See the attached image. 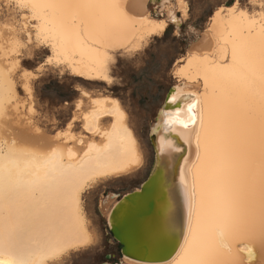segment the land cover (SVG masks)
<instances>
[{"label": "snow or ice", "instance_id": "1", "mask_svg": "<svg viewBox=\"0 0 264 264\" xmlns=\"http://www.w3.org/2000/svg\"><path fill=\"white\" fill-rule=\"evenodd\" d=\"M6 8L20 11L23 38L13 42L12 55L5 58L9 66L0 69V78L8 84L9 104L20 99L16 89L22 87L26 113L47 121L46 126L28 123L40 138L41 155L53 162V168L42 176L9 170L0 177L4 264H80L82 257L98 253L103 232L88 225H95L96 216L112 207V193L103 186L113 174L88 173L79 179L83 170L77 173L71 164L65 168L64 156L69 160L76 156L77 141L79 151L87 148V157L96 148L97 136L101 144L110 140L113 132L105 129L101 135V130L105 125L115 129L103 119L113 115L135 145L131 124L141 109L148 110L161 68L173 86L153 115L151 151L166 159L183 151L173 137L191 146L194 136L197 159L208 164L204 182L210 199L202 195L199 202L189 200L198 222L206 220L193 236L189 264H264V0H259L258 11L257 0H0V9ZM201 18L210 19L212 26L197 28L194 22ZM218 20L245 22L247 35L241 28L238 38L226 39ZM145 21L149 27L129 40V29ZM2 27L8 31L14 26L5 22ZM169 36L188 42V66L211 58L224 70L219 91L216 84L209 91L207 78L203 92L199 79L189 85L195 92L178 91L181 85L173 78L180 73L168 71L172 64L165 65L164 57H158L149 71L150 51ZM78 49L81 56L88 52L97 75L78 69L83 63L76 59ZM184 63L183 57L176 61L177 66ZM77 78L119 85L129 90V99H106L111 109L97 108L94 101L81 116L90 93L82 90ZM65 81L74 96L59 104L51 99L46 103L48 85L63 86ZM136 95L144 100L139 108L132 103ZM197 175L201 176L199 169ZM119 211L116 208L105 224L127 226V218L117 217ZM178 226L171 203H165L159 217L132 228L129 241L152 243ZM238 236L251 242L247 259L240 254L244 249L232 246ZM118 264H124L123 259Z\"/></svg>", "mask_w": 264, "mask_h": 264}, {"label": "bare ground", "instance_id": "2", "mask_svg": "<svg viewBox=\"0 0 264 264\" xmlns=\"http://www.w3.org/2000/svg\"><path fill=\"white\" fill-rule=\"evenodd\" d=\"M258 4L259 0H257V11L259 10ZM3 10L4 9H0V25L6 22L14 27H10L8 31H5L3 27L0 26V69L9 66L8 60L5 58L12 55V50L14 48L13 42L16 39L23 38V33L20 32V26L23 23V21L19 19L21 15L20 11L16 8H6V14H4ZM216 23L219 30L223 31L226 39L238 38V30L241 28L245 29L244 35H247V24L245 22L218 20ZM211 26L212 22L208 19L207 27ZM148 27L149 25L146 21L137 23L135 29H129L127 38L129 40L136 38L140 31ZM229 33H233V35L229 36ZM77 51L78 54L76 59H83V63L78 66V69H82L89 76L97 75L96 66L90 62L88 52L85 50L81 56V54H79V49ZM188 55L189 49L177 59L181 60L183 57L185 58V63L177 66V60H175L173 65L172 72L180 73L179 76L175 77L176 83L181 85L178 91L185 93L195 92L196 88L190 87L189 85L196 79H199L200 92H203V82L205 78H207L209 82V91L212 90L213 84L217 85V90L219 91V85L224 79V70L221 69L218 64L213 65L211 58L209 62L195 61L191 66H188L186 63ZM15 79H18V77H15ZM80 79L106 84L101 80ZM81 88L90 93V97L84 98V104L80 110L81 116L88 114L94 101L96 102L94 106L97 108L111 109V105L106 103V99H118L110 94H94L91 90L84 87ZM7 89L8 84L0 78V177L6 176L9 170L13 172H30L34 177L42 176L45 172L51 173L53 162L41 155L40 138L34 134L32 126L28 123L29 120H32L37 126H41L40 118L26 113L23 95H21L18 87L16 91L20 99L13 100V102L9 104ZM197 94L199 95V93ZM17 104L19 107H17ZM181 107L184 108L186 105H181ZM103 119L116 125L115 129H111L109 125H105V128L101 130V135L105 129L113 132L110 140L106 138L103 144H101V137L97 136L94 141L96 148L90 152L87 157L84 156V151H87V148L85 147L84 151H79L78 149L81 146L77 141L75 142L77 146L76 156L71 160H69L67 154L64 156L63 165L65 168L71 164L72 169L76 170L77 173L83 170V173L78 176L79 179H86V174L88 173L98 172L113 174L110 178L118 177L120 175L129 174L144 164L141 144L135 131H133V136H135L137 142L133 145L128 136L124 134L118 116L113 115L111 117H103ZM85 135L86 137L91 136V133ZM173 139L183 151L173 153L166 159L161 156L159 157L167 163L170 173H173L175 166H177L176 180L173 183L171 191L183 213L184 233L182 242L177 252L172 257L163 261H144L124 255L122 257L124 264H189L191 259L190 246L193 242V236L198 234L200 230L206 226V220L203 217L198 222L197 211L195 207L192 209L189 208V200L191 199L199 202L202 195L206 200L210 199V189L204 182V174L207 172L208 164L204 160L197 159L194 136L192 137L191 146L185 143L183 139L176 137H173ZM13 141H15V143H13ZM69 143L71 144L72 141H69ZM136 158H139V163L136 162ZM55 164L59 167L60 162L56 161ZM198 169L201 171V176L197 175ZM137 190H139V188ZM112 196V207H106L103 212V214H106V219L111 215L121 198H117L115 194H112ZM88 227H90V224ZM231 243L235 249H244L240 254L247 259V247L251 246V242L244 237L238 236L234 238ZM5 259L6 256L0 251V264H4Z\"/></svg>", "mask_w": 264, "mask_h": 264}, {"label": "rangeland", "instance_id": "3", "mask_svg": "<svg viewBox=\"0 0 264 264\" xmlns=\"http://www.w3.org/2000/svg\"><path fill=\"white\" fill-rule=\"evenodd\" d=\"M3 12L6 14L5 9ZM194 23L197 28L201 25H203V27H207L208 18H201ZM187 43V41L173 40L169 36L163 44L154 46L147 58L149 61V71L151 72L156 67L158 57H164L166 58L165 65L168 63L172 64V67L168 69V71L172 72L175 60H177L189 49ZM161 73L162 77L159 78L152 87L153 95L151 97V103L148 106V110L144 111L141 109L139 119L137 121H133L131 124L141 144L144 164L129 174L111 177L109 182L103 186L105 191L115 194L117 198H120L124 194L135 189L137 190L146 180L154 163L155 152L151 151L153 144L149 135V129L150 125L153 123L154 113L162 106L169 88L173 86V80L169 79L168 72L161 68ZM77 79L80 81L81 87L91 90L94 94H110L118 99H123L124 101L129 99V90L119 85L113 86L106 85L104 83L84 81L80 78ZM173 79H175V77ZM16 80L18 81L19 77ZM18 89L21 95H23L22 87H18ZM73 96L74 93H72L67 81H65L63 86L57 84L56 82H52L48 85V88L45 91V102L47 103V100L51 99L53 103L59 104L60 101L70 99ZM132 103L136 104L139 108L140 105L144 104V100L141 96L136 95L133 97ZM37 111H39V108ZM38 117L41 120V126H46L47 121L43 120L41 116ZM105 216V213H100L96 216V224H90V227L100 229L103 232L104 242L101 245L100 250L95 255L82 257L80 264H89V262H91V264H100L103 262L118 264V261L122 259L121 245L114 240L109 226L105 224ZM108 253L112 254L110 259L106 258V254Z\"/></svg>", "mask_w": 264, "mask_h": 264}, {"label": "water", "instance_id": "4", "mask_svg": "<svg viewBox=\"0 0 264 264\" xmlns=\"http://www.w3.org/2000/svg\"><path fill=\"white\" fill-rule=\"evenodd\" d=\"M150 138L152 141L151 136ZM176 167L173 173H170L167 163L155 153L154 163L149 175L140 185L139 190L135 189L121 196L113 211L119 208L120 211L117 212V217L121 221L127 218L128 225L118 223L115 227L110 224L108 226L114 240L121 245L122 257L128 255L144 261H163L177 252L183 239L184 225L183 213L171 191L176 180ZM165 203H171L172 211L176 213L180 226L166 230L161 239L152 243H131L129 234L132 228L137 223L150 222L159 217L164 211ZM111 257L112 254H106L107 259ZM101 264L114 263L103 262Z\"/></svg>", "mask_w": 264, "mask_h": 264}]
</instances>
